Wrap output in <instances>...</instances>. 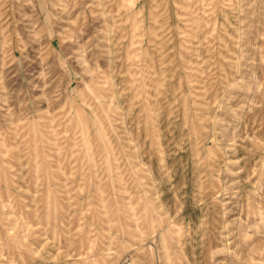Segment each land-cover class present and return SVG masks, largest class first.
I'll return each instance as SVG.
<instances>
[{"label": "rangeland", "instance_id": "374dc122", "mask_svg": "<svg viewBox=\"0 0 264 264\" xmlns=\"http://www.w3.org/2000/svg\"><path fill=\"white\" fill-rule=\"evenodd\" d=\"M0 264H264V0H0Z\"/></svg>", "mask_w": 264, "mask_h": 264}]
</instances>
